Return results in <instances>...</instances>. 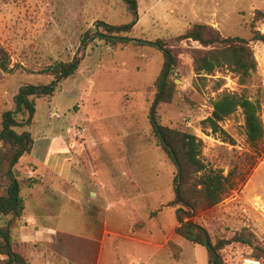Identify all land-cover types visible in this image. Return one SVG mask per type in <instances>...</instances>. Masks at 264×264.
<instances>
[{"label": "rangeland", "instance_id": "374dc122", "mask_svg": "<svg viewBox=\"0 0 264 264\" xmlns=\"http://www.w3.org/2000/svg\"><path fill=\"white\" fill-rule=\"evenodd\" d=\"M137 3L133 12L124 0H0V47L11 57V71L0 69L3 112L15 108L23 86L53 81L45 68L80 61L53 95L35 99L33 123L15 129L29 132L34 147L14 173L34 184L22 192L25 211L12 225L14 241L30 264H210L205 247L176 234L170 203L177 169L149 118L165 68L156 43L163 41L178 61L168 73L173 100L157 106L156 121L196 135L206 163L244 177L227 198L191 220L225 242L227 264L263 262L253 254L256 246L264 248V138L251 145L241 109L222 123L232 143L203 121L218 93L227 91L258 102L264 122V44L251 42L257 69L241 84L227 69L199 78L193 55L201 47L177 37L207 24L225 37L250 40L253 25L264 33V0ZM105 25L132 28L119 37L143 43L109 42L98 36L113 34ZM5 185L0 178V194ZM241 234L251 246L234 239Z\"/></svg>", "mask_w": 264, "mask_h": 264}, {"label": "trees", "instance_id": "16d2710c", "mask_svg": "<svg viewBox=\"0 0 264 264\" xmlns=\"http://www.w3.org/2000/svg\"><path fill=\"white\" fill-rule=\"evenodd\" d=\"M131 11L136 12L137 0H124ZM110 34H98L107 41L123 44H142L140 40L119 37V32L132 28H117L105 25ZM116 32V34H114ZM124 32V31H123ZM117 35V36H115ZM181 42L197 43L201 49L193 55L196 74L201 79L215 76L223 69L238 76L241 84L245 83L257 69V60L251 42L264 44V33L253 25L252 38L225 37L216 28L207 24H195L177 37ZM166 58L165 68L158 77V93L149 115L153 132L156 134L161 147L171 159L177 169L174 178L176 197L170 203L175 207L178 226L176 234L183 239L207 249L210 264H227L221 251L225 242L213 239L209 231L202 225L191 220L197 214L210 209L225 198L239 185V174L236 169L224 175L222 170L214 168L203 159L204 142L196 135L186 131L160 125L156 121V108L161 103H171L174 97L175 84L168 79V73L177 64L178 54L166 46L163 41H157ZM11 57L7 50L0 47V69L11 71ZM80 66L78 59L72 62H56L42 70L43 74L53 77L48 85L23 86L15 96V108L3 112L0 107V178L6 180L5 190L0 194V264H30L18 249L12 235L14 221L23 217L25 211V197L23 190L32 187V178H19L14 168L21 158L31 155L34 139L29 132L18 133L15 129L24 125H31L36 113L35 99L51 96L58 85L65 79L76 74ZM222 87L219 82L217 91ZM212 114L203 121L205 129L211 134L219 135L224 142L231 141V137L222 127V123L242 110L245 119V131L248 141L256 148L258 142L264 138V122L260 116L261 106L252 101L245 94L227 91L218 93L212 102ZM22 118L20 120L19 118ZM11 216L10 220L7 217ZM237 241L251 246L252 242L242 234L235 236ZM257 247L253 257L262 259L264 264V248Z\"/></svg>", "mask_w": 264, "mask_h": 264}, {"label": "built area", "instance_id": "2783aa9c", "mask_svg": "<svg viewBox=\"0 0 264 264\" xmlns=\"http://www.w3.org/2000/svg\"><path fill=\"white\" fill-rule=\"evenodd\" d=\"M242 264H263L261 260L253 259V258H245Z\"/></svg>", "mask_w": 264, "mask_h": 264}, {"label": "bare ground", "instance_id": "6f19581e", "mask_svg": "<svg viewBox=\"0 0 264 264\" xmlns=\"http://www.w3.org/2000/svg\"><path fill=\"white\" fill-rule=\"evenodd\" d=\"M260 205V204H259Z\"/></svg>", "mask_w": 264, "mask_h": 264}]
</instances>
